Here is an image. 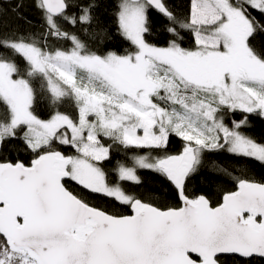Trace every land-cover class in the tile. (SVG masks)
<instances>
[{"label": "snow or ice", "instance_id": "obj_1", "mask_svg": "<svg viewBox=\"0 0 264 264\" xmlns=\"http://www.w3.org/2000/svg\"><path fill=\"white\" fill-rule=\"evenodd\" d=\"M29 2L39 27L15 0L11 11L31 27L0 31V149L18 153L0 155V264H264V180L207 156L264 167V142L248 135L264 120V48L254 44L264 0H189L182 15L166 0H115L123 52L92 46L106 37L103 0ZM153 13L163 46L151 42ZM38 94L55 109L47 119ZM114 148L144 154L110 179ZM205 167L234 182L215 204L188 191ZM138 170L162 177L174 202L126 191L124 182L142 184Z\"/></svg>", "mask_w": 264, "mask_h": 264}, {"label": "trees", "instance_id": "obj_2", "mask_svg": "<svg viewBox=\"0 0 264 264\" xmlns=\"http://www.w3.org/2000/svg\"><path fill=\"white\" fill-rule=\"evenodd\" d=\"M1 1L0 7L4 9L3 14L0 15V31L5 28L11 27L16 28L19 27L21 30H29L31 25L25 23L22 20H17L15 14L11 11L13 3ZM82 2L86 3L87 0H82ZM106 5L105 8L99 9L97 13V19L103 25L104 30L106 32V37L103 40H97L92 45L94 49L105 51V50H114L123 52L125 49H130L129 42L124 40L117 31V26L115 24V18L112 11V5L115 0H103ZM169 8L173 9L177 14H183L188 7L189 0H166ZM23 13L31 20L32 25H35L37 28L39 27V13L31 7L29 0H26V6L22 9ZM71 11H75L72 9ZM152 19L156 22L155 30L152 33L151 42L163 46L165 43L166 37L163 35L162 29L160 27L161 18L157 16L156 13L152 14ZM69 30H72L69 28ZM190 44V40L186 38V42L184 44L185 47H188ZM254 44L257 47L264 48V36H258L254 41ZM34 108L36 113L44 119H47L50 114L55 110L51 107L49 100L46 95L38 94L34 103ZM60 111H72V109L68 105H63L59 107ZM248 135L257 139L260 142H264V120H260L259 118H253L250 122V127L248 129ZM15 143V142H13ZM182 142L178 137L172 136L170 137V141L168 144L169 153H176L179 151ZM134 154H144L136 149L131 150H117L113 149L111 158L109 161L104 162V168L109 173L110 179H114V168L117 163H125L128 166H131L132 161L131 157ZM0 155L4 157H8L9 159H15L18 155L17 151L13 147V144H7L0 149ZM26 160L30 159V157L21 153ZM208 158L215 160L221 167L227 168L229 171L233 172V175L241 176L247 175L250 178H254L256 180H264V167L259 164L250 165L247 169H244V166L237 165L232 159L227 158V153H210L207 154ZM138 175L142 179V184L140 186L135 185L132 182H124L123 186L126 191L133 194H141L148 195L149 193H166L165 195L159 196V202L161 204L167 203L171 204L174 202L171 191L169 190V186L167 182L163 180L162 177H159L157 174L150 173L146 170H138ZM75 188V185H71ZM234 182L230 177H226L223 173L213 172L209 168H202L201 171L195 174L189 184L188 191L190 194L195 195H206L209 197L213 204L219 199L224 191L233 190ZM99 207L112 209L113 204L115 203L109 199H95L92 201ZM120 211L127 213V209L120 207ZM226 264H230V260L226 261Z\"/></svg>", "mask_w": 264, "mask_h": 264}, {"label": "water", "instance_id": "obj_3", "mask_svg": "<svg viewBox=\"0 0 264 264\" xmlns=\"http://www.w3.org/2000/svg\"><path fill=\"white\" fill-rule=\"evenodd\" d=\"M1 1H5V2H8V0H1ZM13 1V0H12Z\"/></svg>", "mask_w": 264, "mask_h": 264}]
</instances>
